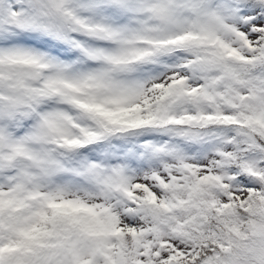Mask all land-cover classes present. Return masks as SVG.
<instances>
[{"label": "snow or ice", "instance_id": "obj_1", "mask_svg": "<svg viewBox=\"0 0 264 264\" xmlns=\"http://www.w3.org/2000/svg\"><path fill=\"white\" fill-rule=\"evenodd\" d=\"M0 264H264V0H0Z\"/></svg>", "mask_w": 264, "mask_h": 264}]
</instances>
